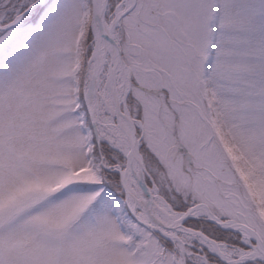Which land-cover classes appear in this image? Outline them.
Masks as SVG:
<instances>
[{
  "label": "snow or ice",
  "instance_id": "6c2138e0",
  "mask_svg": "<svg viewBox=\"0 0 264 264\" xmlns=\"http://www.w3.org/2000/svg\"><path fill=\"white\" fill-rule=\"evenodd\" d=\"M0 264H264V0H0Z\"/></svg>",
  "mask_w": 264,
  "mask_h": 264
}]
</instances>
